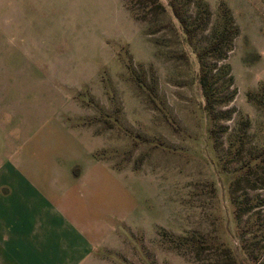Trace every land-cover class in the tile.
Returning <instances> with one entry per match:
<instances>
[{"label": "rangeland", "instance_id": "1", "mask_svg": "<svg viewBox=\"0 0 264 264\" xmlns=\"http://www.w3.org/2000/svg\"><path fill=\"white\" fill-rule=\"evenodd\" d=\"M34 191L87 215L77 264H264V0H0L24 228Z\"/></svg>", "mask_w": 264, "mask_h": 264}, {"label": "crops", "instance_id": "2", "mask_svg": "<svg viewBox=\"0 0 264 264\" xmlns=\"http://www.w3.org/2000/svg\"><path fill=\"white\" fill-rule=\"evenodd\" d=\"M34 192L31 213L34 224L29 228L19 224L22 219L17 217L18 210L0 208V264H77L81 248L87 247L85 241L90 238L80 233L74 220L77 219L79 224V220L85 221L87 215L76 213L73 206L79 202L71 201L69 196L57 202L69 206V209H63L42 192ZM75 237L81 244L73 242ZM32 247L36 250L30 249Z\"/></svg>", "mask_w": 264, "mask_h": 264}, {"label": "trees", "instance_id": "3", "mask_svg": "<svg viewBox=\"0 0 264 264\" xmlns=\"http://www.w3.org/2000/svg\"><path fill=\"white\" fill-rule=\"evenodd\" d=\"M200 83L202 85L203 93L206 96V98L209 100V87L206 84L204 75H200Z\"/></svg>", "mask_w": 264, "mask_h": 264}]
</instances>
